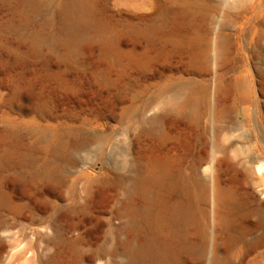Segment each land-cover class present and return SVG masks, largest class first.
<instances>
[{"label":"rangeland","instance_id":"374dc122","mask_svg":"<svg viewBox=\"0 0 264 264\" xmlns=\"http://www.w3.org/2000/svg\"><path fill=\"white\" fill-rule=\"evenodd\" d=\"M68 1L0 0V264H264V0Z\"/></svg>","mask_w":264,"mask_h":264},{"label":"bare ground","instance_id":"6f19581e","mask_svg":"<svg viewBox=\"0 0 264 264\" xmlns=\"http://www.w3.org/2000/svg\"><path fill=\"white\" fill-rule=\"evenodd\" d=\"M68 7L70 9L71 12L65 14L64 16V19H63V23H64V26L65 27H68L70 28L75 20L83 15L85 9L84 8H81L79 7V5L77 4L76 1L74 0H69L68 1ZM218 50V49H217ZM216 50V51H217ZM218 52V51H217ZM216 114V113H215ZM257 171L260 173V172H263L264 171V168L263 166H261L260 168L257 169ZM218 190V189H217ZM218 192V191H217ZM218 194V193H217ZM219 197H217L215 200H214V204L217 206V210L215 211L214 215H213V219L214 217L215 218H218V205H219ZM183 218L184 220L187 222L189 220H191L193 218V212L191 209L187 208L185 211H184V214H183ZM156 224L157 225H161L164 221L162 218H156ZM216 220V219H215ZM161 227V226H160ZM250 244H251V247L252 248H259V247H264V230L261 234L257 235V236H254L250 239ZM152 252L154 253V256H156V260H158V258L160 260H165L166 261V258L164 257V255L162 254V252H160V250H158V248H153L151 249Z\"/></svg>","mask_w":264,"mask_h":264}]
</instances>
